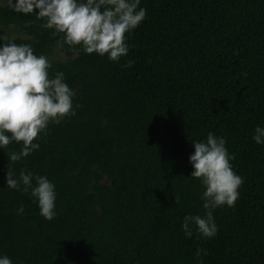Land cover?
<instances>
[{"label": "trees", "instance_id": "obj_1", "mask_svg": "<svg viewBox=\"0 0 264 264\" xmlns=\"http://www.w3.org/2000/svg\"><path fill=\"white\" fill-rule=\"evenodd\" d=\"M140 7L127 56L112 62L57 45L62 34L35 11L0 4V35L47 55L50 74L62 71L75 90L76 114L49 124L39 149L10 165L55 184L53 220L6 187L7 153L21 144L0 149V254L13 264H197V247L203 264H264V145L252 140L264 125V0ZM208 132L225 138L243 183L233 207L214 211V237L186 238L184 215L204 211L188 157Z\"/></svg>", "mask_w": 264, "mask_h": 264}, {"label": "clouds", "instance_id": "obj_2", "mask_svg": "<svg viewBox=\"0 0 264 264\" xmlns=\"http://www.w3.org/2000/svg\"><path fill=\"white\" fill-rule=\"evenodd\" d=\"M141 0H15V10L35 11L43 18L44 28L62 37L57 45L75 47L86 54L107 56L119 62L127 56L131 34L145 19L147 10L140 7ZM133 60L122 65L129 68ZM52 63L47 55L36 54L32 45L17 44L0 35V149L10 143H20L19 151L8 152L6 187L24 192L36 203L39 214L48 221L56 216L55 184L46 176L20 169L10 170L12 163L30 156L40 144L34 142L46 132L49 124H58L65 117L75 115V90L69 87L65 74H50ZM247 75V73H243ZM252 140L264 145V125H256ZM194 151L188 160L192 166L190 177L198 179L203 214H185L181 228L186 238L211 239L218 232L214 211L218 207H233L239 198L243 178L233 169L234 154L229 153L223 136L208 132L203 140H193ZM177 199L175 197V203ZM17 214L24 213L20 204ZM204 249L197 247V264H203ZM0 264H13L6 254H0Z\"/></svg>", "mask_w": 264, "mask_h": 264}, {"label": "rangeland", "instance_id": "obj_3", "mask_svg": "<svg viewBox=\"0 0 264 264\" xmlns=\"http://www.w3.org/2000/svg\"><path fill=\"white\" fill-rule=\"evenodd\" d=\"M9 2H15V0H0V4H6V3H9Z\"/></svg>", "mask_w": 264, "mask_h": 264}]
</instances>
